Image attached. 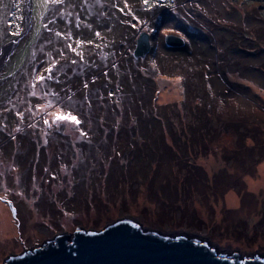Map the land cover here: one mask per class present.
I'll list each match as a JSON object with an SVG mask.
<instances>
[{"label": "rangeland", "instance_id": "1", "mask_svg": "<svg viewBox=\"0 0 264 264\" xmlns=\"http://www.w3.org/2000/svg\"><path fill=\"white\" fill-rule=\"evenodd\" d=\"M26 2L0 38V105L20 74L39 107L27 138L30 107L0 116V264L121 218L264 256V0H58L51 17L32 0L20 39Z\"/></svg>", "mask_w": 264, "mask_h": 264}, {"label": "water", "instance_id": "2", "mask_svg": "<svg viewBox=\"0 0 264 264\" xmlns=\"http://www.w3.org/2000/svg\"><path fill=\"white\" fill-rule=\"evenodd\" d=\"M25 7L26 28L20 39L31 27L32 0H27ZM153 40L146 32L139 35L134 57L145 59ZM165 45L179 50L186 41L169 35ZM4 264H264V256L220 251L197 237L163 234L121 218L100 232L78 228L73 234H60L34 249L10 256Z\"/></svg>", "mask_w": 264, "mask_h": 264}, {"label": "trees", "instance_id": "3", "mask_svg": "<svg viewBox=\"0 0 264 264\" xmlns=\"http://www.w3.org/2000/svg\"><path fill=\"white\" fill-rule=\"evenodd\" d=\"M21 0H0V38H2L3 42H6L14 37H16L18 34H21L20 32L18 34H15V32H13L12 29L9 28V18L10 17H14L15 12L17 13V9H18V4ZM49 2V8H48V12H49V17L54 16V13L58 10V0H48ZM36 56V54H35ZM35 57L33 58V61H35ZM42 73L45 72V70L41 71ZM40 72L37 78L40 77ZM22 75H18V79H17V83L14 85V90L13 92H11V94L6 98V101H4L1 105H0V116L4 117V122H5V129H11L12 127V119H14V123H18L19 121V117L21 115V113L25 110V108H29L30 110V116H24V120H23V125L22 127H24L25 129V138H27L28 136L32 135L30 131V129H34V127H29L28 125L32 122V113L39 107V104H28V102H32L31 100V93L32 90H30V88L26 89V88H22L24 87L23 83H26L27 80H24L25 77H23L22 79ZM37 80H33V84H36ZM85 90H81V91H77L79 93H84ZM27 94V98L26 95ZM24 95L23 97L25 98H20V96ZM20 100L21 103H20ZM21 106L20 109H18V107ZM15 115V116H14ZM8 118H12V119H8ZM9 120V126L6 124L7 121ZM17 124H14V126H16ZM13 126V127H14ZM12 127V128H13ZM23 136V135H22ZM21 136V139H22ZM1 137V136H0ZM11 136H9L8 138H10ZM18 140H20L19 138H13L12 141L8 144V146H12L13 143L17 142ZM31 145V144H30ZM3 153H5V151H3Z\"/></svg>", "mask_w": 264, "mask_h": 264}, {"label": "bare ground", "instance_id": "4", "mask_svg": "<svg viewBox=\"0 0 264 264\" xmlns=\"http://www.w3.org/2000/svg\"><path fill=\"white\" fill-rule=\"evenodd\" d=\"M171 88H176V86L172 85ZM173 91H176V90L173 89ZM170 95H173V94H170ZM256 185H257V183H256ZM2 208H3V206L0 205V216L3 218L2 227H1V233L0 234H8L9 232H11V229H12V225H11V222H10L11 219L8 217V215L6 213H4V209H3V212H2ZM3 213H4L5 216H3Z\"/></svg>", "mask_w": 264, "mask_h": 264}, {"label": "snow or ice", "instance_id": "5", "mask_svg": "<svg viewBox=\"0 0 264 264\" xmlns=\"http://www.w3.org/2000/svg\"><path fill=\"white\" fill-rule=\"evenodd\" d=\"M145 3H147V0H145ZM43 79V77H41ZM55 121L57 122H65V121H71L76 124H79V120L76 116L72 115L71 113L63 114V113H57L54 117ZM45 123H48V121H45Z\"/></svg>", "mask_w": 264, "mask_h": 264}, {"label": "flooded vegetation", "instance_id": "6", "mask_svg": "<svg viewBox=\"0 0 264 264\" xmlns=\"http://www.w3.org/2000/svg\"><path fill=\"white\" fill-rule=\"evenodd\" d=\"M137 222H138V223H139V224H140L142 227H144V226L142 225V223H141V221H140V220H138Z\"/></svg>", "mask_w": 264, "mask_h": 264}, {"label": "crops", "instance_id": "7", "mask_svg": "<svg viewBox=\"0 0 264 264\" xmlns=\"http://www.w3.org/2000/svg\"><path fill=\"white\" fill-rule=\"evenodd\" d=\"M264 72V71H263ZM264 91V90H263Z\"/></svg>", "mask_w": 264, "mask_h": 264}]
</instances>
